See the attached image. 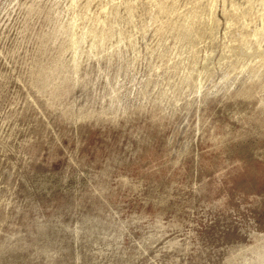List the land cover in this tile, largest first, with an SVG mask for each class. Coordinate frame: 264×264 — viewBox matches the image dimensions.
Here are the masks:
<instances>
[{
	"label": "rangeland",
	"instance_id": "obj_1",
	"mask_svg": "<svg viewBox=\"0 0 264 264\" xmlns=\"http://www.w3.org/2000/svg\"><path fill=\"white\" fill-rule=\"evenodd\" d=\"M0 264H264V0H0Z\"/></svg>",
	"mask_w": 264,
	"mask_h": 264
}]
</instances>
